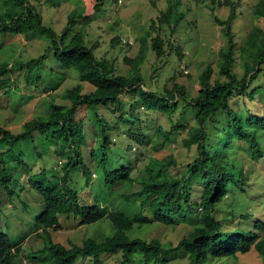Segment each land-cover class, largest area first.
Wrapping results in <instances>:
<instances>
[{"label":"trees","instance_id":"16d2710c","mask_svg":"<svg viewBox=\"0 0 264 264\" xmlns=\"http://www.w3.org/2000/svg\"><path fill=\"white\" fill-rule=\"evenodd\" d=\"M95 1L94 14L99 13L103 5V0ZM219 4L233 3L223 0ZM81 9L70 12L66 26L57 33L43 24L41 15L30 0H0V36L28 32L49 40V45L38 57L11 65L0 62V96L7 99L13 78L22 76L24 81L35 86L46 77L48 82L44 90L51 98L47 103L48 112L24 122L18 131L0 126V206L2 195L10 191L9 185L18 183L23 174H28L25 184L44 203V211L38 218L42 236L61 229L60 216L75 218L83 226L103 219L110 223V234L101 241L89 237L78 244L69 240L66 244L46 243L42 252L50 255L48 264H75L78 259H87L91 264H104L100 257L108 255H120L118 264H166L173 254L172 264H180L175 261L179 254L186 258L184 264H210L208 259L224 260L219 264H228L227 260L234 259L235 263L237 255L251 250L262 256L264 264V223L255 224L256 232L233 233L225 240L219 234L223 222L220 214L216 215L219 212L218 203L226 196L230 184L238 183L241 188H246L250 174L246 167L248 163L237 151L228 153V140L226 142L221 138L219 150L213 148V129L210 127L213 124L211 121L221 113L226 120V132L230 131L246 142L245 152L250 161L263 156L264 146L256 130L251 129L252 123L245 125L230 105L239 98L247 101L244 97L248 88L264 71V0H258L253 6L251 27L237 50L230 29L235 10L231 9L227 20H217L225 24L227 44L219 51L215 77L210 65L198 74L200 89L195 97H189L187 89L178 83H173L171 87L166 83L162 90L146 89L139 69L144 60L141 50L133 59H124L131 67L130 74H119L114 60L96 56L98 44L85 45V32L70 36L76 13L82 22L90 21V15L82 16L86 9L84 4H81ZM176 9L175 3L168 2L166 10L150 19L146 37L141 39V45L144 39L150 40L149 49L161 63L173 50L171 35L182 19ZM164 26L170 31L168 39L162 35ZM111 44L130 46L119 36L113 38ZM50 54L59 67L67 70L66 74L56 76L44 71L45 60ZM176 55L178 58L183 56L180 48L176 50ZM236 60L243 67L241 78L233 71ZM134 61L136 64L132 65ZM70 71L78 73V82L62 92L60 97L68 105H61L55 102L52 93L59 89L60 83L72 73ZM84 84L91 89L85 90ZM130 93H136L138 97L132 100L127 111L122 96ZM179 107L180 116L172 120L171 116ZM100 108L118 112L119 115L114 121H108L99 114ZM141 108L166 114L170 128L165 130L159 126L154 134L159 137L157 139L148 136L147 128L134 131L133 125L137 122L141 124L138 114ZM191 119L193 125L188 124ZM121 122L127 124V128ZM257 126L264 132V120L258 121ZM182 131H186L187 136L180 143L189 150L194 147L195 158L186 161L180 168L181 173L172 175L169 174L170 168L175 166V161L170 160L172 155L161 157L155 152H162L167 143L177 142L176 138ZM161 136V141H158ZM89 138L94 145L90 158L104 170V195L107 194L108 199L103 205L96 200L94 204H82L79 191L72 187L77 182L73 173L79 178L86 175L92 177L93 173H88L89 169L84 166L82 155V150L89 145ZM119 138L123 146L127 145L124 152L130 155L131 151H135L136 143L137 146H151L154 151H151L150 157L148 153V163L143 159L139 175L132 174L130 164L129 168L123 166L116 170L108 167L109 159L111 162L114 160L109 151L114 139ZM49 160L58 161L61 171H58L57 165L45 168ZM38 161L41 164L39 169L30 171V165ZM126 182L137 186L135 192L120 196L127 203H137L138 211L134 214L111 209L115 201V186ZM195 199L198 203L194 207ZM195 214L197 217L189 222L192 225L189 235L174 246H166L157 238L143 239L136 232L153 222L174 227L179 221ZM171 216L174 219L170 220ZM175 218L179 220L175 221ZM18 252L19 247L16 248L8 236L0 232V264H12Z\"/></svg>","mask_w":264,"mask_h":264},{"label":"rangeland","instance_id":"374dc122","mask_svg":"<svg viewBox=\"0 0 264 264\" xmlns=\"http://www.w3.org/2000/svg\"><path fill=\"white\" fill-rule=\"evenodd\" d=\"M222 1L213 0L212 4V0H117V2L103 0L99 13L95 14V0H30V3L41 15L43 24L51 27L57 33L66 26L68 22L67 15L73 10L81 11V4H84L86 9L82 16L90 15V21L82 22L76 13V21L73 22V28L69 31L70 36L80 31L85 32V45L98 44L95 48L96 56L114 60L117 72L122 75L130 74L128 72L131 69L124 62V59H133L137 52L141 50L144 60L139 65V69L146 89L162 90L166 83L170 87L173 83H178L187 89L189 97H195L196 92L200 89L197 83L198 74L206 65H210L215 71V77L218 70L219 51L225 48L227 44V37L224 32L225 24L222 25L217 20H227L231 9L235 10L236 15L230 22V29L234 34L237 50L251 27L252 9L258 0H228L235 5L219 4ZM168 2L176 4V13L181 14L182 19L171 35L173 50L166 55L161 63L155 59L154 54L149 49L150 40L144 39V43L141 45V39L146 37L150 19L166 10ZM164 31L163 33L162 30L163 38L168 39L170 31L167 26H164ZM116 36H119L121 40L132 41V44L130 46L112 45L111 40ZM48 45L49 40L39 34L27 32L21 35H1L0 62H7L11 65L18 61H28L41 55ZM178 48L183 53L180 58L176 55ZM45 61L44 71L52 72L56 76L67 73V70L59 67L53 60L51 54ZM135 64L136 61L132 62V65ZM233 71L238 78L243 76V67L238 60L234 64ZM70 72L72 73L67 75L64 81L60 83L59 89L52 93L55 102L61 105H68V102L60 97L62 92L72 88L78 82V73L76 71ZM13 79L14 83L8 92L7 99L0 96V101H2L0 102V126L15 132L20 129L21 124L24 122L34 116L48 112L47 103L51 98L48 92L44 90V85L48 82L46 77L36 86L28 84L22 76ZM84 88L85 90L91 89L87 84H84ZM137 97L136 93L122 96V100L125 102V110L128 111L129 104ZM244 99H247V101L239 98L234 102L232 101L230 106L241 116L245 125H248V122L252 123L251 129L256 130L257 137L261 145L264 146V132L260 129V126H257L258 121L264 120V71L252 81ZM180 107L171 116L172 120H176L180 116ZM99 114L108 121H114L119 115L118 112L112 113L104 108L99 109ZM138 114L141 124L135 123L133 125L135 127L134 131L138 132L137 128H147L149 130L148 136L151 138H159L154 135L159 126L165 130L171 126L169 117L162 112H153L141 108ZM211 122L213 123L210 126L213 129V148L219 150L218 146L221 138H224L226 142L228 140V153L232 150L237 151L238 155L248 163L246 167L249 169L250 174L246 188H241L238 183L230 184L226 196L218 203L219 212L217 211L216 215L220 214L223 222L219 234L225 240L233 233L256 232L255 224L257 222L264 223V153L261 158L250 161L248 154L245 152L246 142L238 139L234 133L226 132V120L221 113ZM193 123L192 119L188 121L190 125H193ZM121 125H125L124 127L127 128V124L121 122ZM186 136V131L180 132L176 138L177 142L167 143L162 152H155L161 157L172 155L170 160L175 161V166L170 168L169 174L181 173L180 168L184 167L186 161L195 158V148L192 147L189 150L180 143L182 138ZM161 139L162 136L158 141H161ZM169 139L172 140L173 137L170 136ZM91 140L92 138H89V145L87 144L82 150V155L84 166L89 169L88 173H93L92 177L86 175L79 178L76 173H73L72 175L77 182L72 187L79 191L82 204H94L96 200L103 205V203H107L108 199L107 194L104 195V170L102 166L96 165L90 158V151L94 146L90 142ZM125 146L127 145L125 144ZM125 146H123L120 138L119 140L114 139V144L109 151L114 160L111 162V159H109L108 167L110 166V168L116 170L123 166L128 168L132 166V174L137 176L139 170L143 167V159L145 163H148V153L150 157L153 150L151 146H137L136 143V149L131 151L132 154L130 155L129 152H124ZM40 165L38 161L31 164L29 169L30 171L39 169ZM54 165H57L60 172L62 166L56 160H49L45 168L49 169ZM20 172L23 173L21 170ZM27 176L28 174H23L16 184L12 182L9 185L11 192H5L1 197L0 232L6 234L16 248L19 247V252L14 257L12 264H23V262L25 264H48L51 257L48 253L42 252L43 247L48 242L66 244L69 240L78 244L89 237L101 241L110 234V223L105 219L93 225L83 226L79 225L75 218L60 216L58 218L61 224L60 230L52 231L45 237L41 234L37 235L39 231L38 218L44 211V203L38 194L25 184ZM115 188V201H113L111 209L130 214L136 213L138 211L136 208L137 203L133 201L127 203L120 196L135 192L137 186L126 182L118 183ZM196 203H198L197 199L194 200V204L192 203L194 207ZM242 215L245 217L243 218ZM196 217V214L189 216L187 219L176 223L174 227L153 222L136 232L143 239L157 238L166 246H174L180 239L189 235L192 227L189 222ZM172 219H174L173 216L170 217V220ZM178 220V218H175V221ZM173 255L168 257L169 261L166 264L174 263L172 260ZM176 256V262L180 264L187 262L182 254ZM22 257L24 258L23 262H21ZM100 259L104 261V264H118L120 255L102 256ZM207 261L210 264H219L224 260L208 259ZM262 261V256L253 250L237 255L235 263L234 259L227 260L228 264H262ZM75 264H91V262L87 259H78ZM131 264L137 263L132 262Z\"/></svg>","mask_w":264,"mask_h":264},{"label":"clouds","instance_id":"9594fccd","mask_svg":"<svg viewBox=\"0 0 264 264\" xmlns=\"http://www.w3.org/2000/svg\"><path fill=\"white\" fill-rule=\"evenodd\" d=\"M118 1H121V0H118ZM122 41H124V40H122ZM125 41H126V40H125ZM130 45H131V44H130ZM59 165H60V163H59ZM39 234H41V230H40V229H39L37 235H39ZM23 264H25V263L23 262Z\"/></svg>","mask_w":264,"mask_h":264},{"label":"built area","instance_id":"2783aa9c","mask_svg":"<svg viewBox=\"0 0 264 264\" xmlns=\"http://www.w3.org/2000/svg\"><path fill=\"white\" fill-rule=\"evenodd\" d=\"M123 42H128L129 44H132V41H125V40H124Z\"/></svg>","mask_w":264,"mask_h":264}]
</instances>
